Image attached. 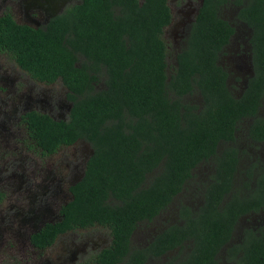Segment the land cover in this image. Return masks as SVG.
I'll list each match as a JSON object with an SVG mask.
<instances>
[{
	"label": "trees",
	"instance_id": "1",
	"mask_svg": "<svg viewBox=\"0 0 264 264\" xmlns=\"http://www.w3.org/2000/svg\"><path fill=\"white\" fill-rule=\"evenodd\" d=\"M227 2L203 0L173 54L172 72L162 38L171 21L167 0H80L38 29L0 17V50L12 52L38 80L60 77L73 102L67 120L26 114L36 145L52 153L79 139L91 148L60 220L33 235L35 244L46 246L58 233L100 225L109 229L112 243L92 264L126 257L127 264H144L148 255L176 247L186 250L176 264H216L223 248L236 264H264V234L230 243L238 218L264 205V171L249 196L235 191L238 156L227 144L243 118H252L249 134L264 141L258 114L264 96V0H235L241 5L237 19L252 30L253 65L237 95L220 64L235 30L222 13ZM194 93L199 104L187 101ZM208 160L214 173L198 211L176 204L178 220L146 247L132 248L130 236L138 225L168 210L193 169Z\"/></svg>",
	"mask_w": 264,
	"mask_h": 264
},
{
	"label": "flooded vegetation",
	"instance_id": "2",
	"mask_svg": "<svg viewBox=\"0 0 264 264\" xmlns=\"http://www.w3.org/2000/svg\"><path fill=\"white\" fill-rule=\"evenodd\" d=\"M79 1L80 0H0V17L10 16L17 24L26 25L35 29L45 28L53 17L62 14L69 9V7L79 3ZM242 1L245 3L246 0ZM202 2L203 0H199L197 6L190 14L187 13V17L183 22L185 24L183 28L184 37L187 35L188 29ZM227 6L234 16L236 25L234 26V33L224 47L223 52H227L224 53L226 56L228 54L230 55L231 58L229 62H231L233 66L232 70L235 72V75H237V78L234 77V82L239 81L240 84H238L239 92L234 93L237 95L243 91L249 77L253 75L250 45L252 30L244 22L237 19V13L241 7L240 4L235 3V0H228L227 4L224 6V10L227 9ZM232 46H234V50L232 53H229L230 47ZM9 70L12 71L11 74H7ZM22 75L24 77H22ZM37 83L43 84L47 88H37ZM55 84H59V90L57 91L49 87ZM227 84H230L228 80ZM102 85L103 82L101 81L95 84V88L99 89ZM231 86L233 87V85ZM68 93L69 90L60 77H57L51 82L38 80L19 66L16 61V56L12 52H8L4 49L0 50V115L8 121L7 124H2V121H0V153H5L7 151L3 148L6 147V140L9 139L22 141L27 151L32 153L36 151L40 158L57 153L61 147H71L75 146L77 143L86 145L83 157L75 166L76 173L69 179L66 186H62L59 181H52L51 179L49 182H44L45 177H41L42 180H19L15 182L12 179L14 177V174H11L12 169L6 167L4 163L0 165V259L8 256V264H92L95 262V258H97L99 252L111 246L112 235L110 233V236L106 235L105 237H100L99 243H97L96 246H92L94 255L89 262L82 261L78 263L76 261L77 257L75 256L77 250L74 252L69 250L68 254L64 255L63 250L65 248L61 249L62 253L53 250L56 257L54 260L49 261L48 258L52 253L50 249L52 250L58 237L88 227H77L58 233L51 244L42 247L31 240V237L40 232L47 224H54L60 220L62 206L72 198L69 188L82 177L87 159L91 154L89 144L79 139L70 145L59 146L52 153H44V151L36 145L33 136L28 130L26 114L31 111L46 114L54 120H67L73 105ZM261 101L262 105L258 109V114L263 115L262 118L264 119V96ZM251 122L252 118H243L242 121L237 124L233 140L227 143L236 149V154L238 156L236 171L232 182L233 188L235 191H239L245 196H249L256 188L258 176L264 171V141L254 139L249 134ZM25 141L27 143H25ZM222 148L223 146H219L217 150L220 151ZM13 152H15L13 149L9 151L10 154ZM7 163L14 168V171L16 163L13 160H9ZM203 165L206 171L203 174L202 182L199 184V188H201L200 201L196 207H191L193 212L198 211L200 205L203 203L204 187L211 181V176L214 173L212 161H202L193 169L192 176L188 182L191 183L193 177L197 175V168ZM24 175L25 173L22 169L19 176L23 177ZM189 184L183 188L177 195L176 201L172 203V205L175 204L173 206L175 209V216L171 217L168 225L178 220V207L176 204L180 205V203H183L189 205L186 200L187 194H185L186 192H190L193 187L191 185L188 186ZM195 193H197V190H195L194 194ZM168 211L169 209L166 210V213ZM162 213L163 212H160L149 222L139 224L138 227L143 224L151 225ZM171 220L175 221L171 222ZM164 226L165 225L162 223L158 229H154L153 233L150 234L143 245L141 244L133 247L132 242L137 227L130 236L132 248L146 247L148 243L152 241L153 237L165 228ZM232 234L233 238L230 242L232 244L241 242L243 235L255 234L257 236H262L264 234V205L257 207L256 210L251 209L243 213L238 218ZM178 251H183L179 259L185 256L186 250L184 251L176 247L159 256L148 255L144 264H158L159 262L170 264L172 261L169 259L173 258L171 253ZM237 256L238 254L234 257ZM127 258L128 257L115 264H127ZM176 261L177 260L174 261V264H176ZM2 264H6V262ZM216 264H236V261L229 259L228 255L225 257L223 248V252L219 255Z\"/></svg>",
	"mask_w": 264,
	"mask_h": 264
},
{
	"label": "rangeland",
	"instance_id": "3",
	"mask_svg": "<svg viewBox=\"0 0 264 264\" xmlns=\"http://www.w3.org/2000/svg\"><path fill=\"white\" fill-rule=\"evenodd\" d=\"M198 1L199 0H168V6L171 10L172 20L164 28L162 33V38L165 41L168 48L167 63L169 67L168 69L169 72H172L171 69H172V65L174 64L173 54L176 50H178L181 47L182 40L185 38L184 37L185 34L183 31L185 24L183 22L187 17V13L190 14V12L197 6ZM226 8L227 9L223 10L222 13L224 14V17L227 18L234 27L236 25L234 16L232 15V12L229 9V7L227 6ZM233 50H234V46L230 47L229 53H232ZM224 53L227 52L225 51L221 54L220 64L229 73L228 76V81L230 83L228 85L229 88L233 93H238L239 81L234 82V77L237 78V75H235V72L232 70L233 66L231 62H229V59L231 57L229 54L226 56V54ZM11 73L12 71L10 70L7 71V74H11ZM22 77L24 76L22 75ZM231 85H233V87ZM36 87L47 88L43 84H38V83L36 84ZM49 87L55 91L59 90V84L50 85ZM187 99H188L187 101L191 102L192 104L200 103V100L195 93L189 96ZM263 112H264V108H263ZM0 121H2L1 122L2 124H7L8 122L1 115H0ZM25 143L27 142L25 141ZM84 148H86L85 144L77 143L75 144V146L61 147L57 151V153H54L48 157L40 158L36 151L33 153L27 151L22 141H19L17 139H9L6 140V147L3 148L6 149L7 151L5 153H0V165L4 163L6 167H10L12 169L11 174H14V177L12 179L15 182L19 180H29V181L42 180L41 177H45L44 182H49V180L51 179L52 181H59L62 186H66L69 179L73 176L74 173H76L75 166L83 157ZM12 149L15 152L10 154L9 151H11ZM23 151H27V152H23ZM9 160H13L16 163L14 171H13L14 168L9 166L7 163ZM204 168H205L204 165L197 168L196 170L197 175L193 177L191 183L188 185V186L191 185L193 187L191 188L190 192L185 193L187 194V198H186V200L188 201L187 204H189V206L193 208L196 207V205L200 201L201 188H199V184L202 182L203 174L206 171V168L205 169ZM22 169L24 170L25 175L23 177H20L19 174L21 173ZM195 190H197V193L194 194ZM174 205L175 204H173L169 208V211L167 213L166 211L163 212L159 216V218H157L151 225L143 224L137 228V231L133 237V242H132L133 247L139 246L141 244L143 245V243L146 242V239L150 236V234L153 233L154 229L155 230L158 229L162 223L163 225H165L164 227H167L171 217L175 216V209L173 207ZM173 221L175 220H171V222ZM14 225L16 226L15 223ZM106 235L110 236L109 229L98 225L88 227L82 230H75L71 233L61 235L54 243L52 250L50 249V252L52 253L48 259L49 261L55 259L56 254L53 252V250L62 253L61 249L65 248L63 250L64 255H67L69 250L71 252L77 250V254L75 255L77 257L76 261L78 263L82 261L89 262L92 259V256L94 255L92 246H96V244L99 243V238L105 237ZM182 252L183 251L171 253L173 258L169 259L170 261H172L170 264H174L176 257L179 258ZM8 260L9 257L5 256V258L0 259V264H2L3 262H6V264H8ZM158 264H166V263L159 262Z\"/></svg>",
	"mask_w": 264,
	"mask_h": 264
}]
</instances>
